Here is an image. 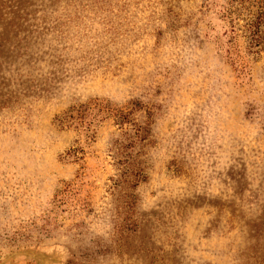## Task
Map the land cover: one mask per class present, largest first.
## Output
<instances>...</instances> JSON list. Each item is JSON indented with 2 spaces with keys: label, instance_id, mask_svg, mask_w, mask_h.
I'll use <instances>...</instances> for the list:
<instances>
[{
  "label": "rangeland",
  "instance_id": "374dc122",
  "mask_svg": "<svg viewBox=\"0 0 264 264\" xmlns=\"http://www.w3.org/2000/svg\"><path fill=\"white\" fill-rule=\"evenodd\" d=\"M257 12L0 0V264H264ZM80 103L81 124L57 123Z\"/></svg>",
  "mask_w": 264,
  "mask_h": 264
},
{
  "label": "trees",
  "instance_id": "16d2710c",
  "mask_svg": "<svg viewBox=\"0 0 264 264\" xmlns=\"http://www.w3.org/2000/svg\"><path fill=\"white\" fill-rule=\"evenodd\" d=\"M250 26L252 27L251 30H249V42L252 43V45H258L259 42H261L263 36H264V14L261 12H257L256 16H255V20L250 24ZM92 105H98V103H96L95 101H93V103H91ZM88 103H80L76 108L71 107L69 109V111H74L72 114L71 112H65L64 115H62L61 117L57 118V123L60 124L61 122H63V120H67V119H78L77 124H81L83 121H81L83 119V117L85 116V111L88 109ZM100 107L104 108V110L107 112L108 111V107L106 106V104H103L100 102ZM110 113L115 116V123L118 125H122L124 123H128L129 119L127 117V113H123L121 110H117L114 111L113 109L110 110ZM81 121V122H80ZM131 125L133 126V130H134V135L135 137L139 136L140 134V139L144 138L143 134L146 132V127H143L141 125H137L134 123H131ZM141 133H143L141 135ZM125 134V133H124ZM125 140H127L125 144H121V148H127V147H132L133 144V140L129 139V136L125 138ZM81 149L79 148H73L72 150H68L67 154H72L73 157H77L76 152L79 151L80 152ZM132 174V176L135 177V180H139L142 179L141 177V173L140 170L137 168L135 169V173H132L130 170H128V168H125V170L122 172L121 177H123V181H126V174ZM141 177V178H140Z\"/></svg>",
  "mask_w": 264,
  "mask_h": 264
}]
</instances>
